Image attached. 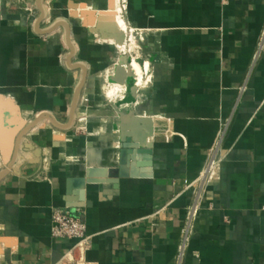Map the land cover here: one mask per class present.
Here are the masks:
<instances>
[{
    "label": "crops",
    "instance_id": "0c3cea01",
    "mask_svg": "<svg viewBox=\"0 0 264 264\" xmlns=\"http://www.w3.org/2000/svg\"><path fill=\"white\" fill-rule=\"evenodd\" d=\"M126 1L127 22L146 32L138 44L150 82L138 92L131 76L108 96L112 68L128 60L101 37L123 35L113 0H43L38 25L37 0H0V98L11 104L0 119V172L10 166L0 180V264H61L73 242L50 236L55 208L82 213L90 264H173L191 195L183 185L226 120L224 159L183 264H264V51L251 64L264 0ZM22 2L35 8L30 18ZM118 112L153 128L149 163L128 161L122 178ZM80 117L86 131L75 133Z\"/></svg>",
    "mask_w": 264,
    "mask_h": 264
},
{
    "label": "built area",
    "instance_id": "2783aa9c",
    "mask_svg": "<svg viewBox=\"0 0 264 264\" xmlns=\"http://www.w3.org/2000/svg\"><path fill=\"white\" fill-rule=\"evenodd\" d=\"M233 1H250V0H219L220 5L225 6ZM114 10L113 17L119 20L122 24V29L115 26L117 31L124 35V44L127 45L131 40L137 43L143 42L146 32L133 28L126 20L127 14V1L126 0H113ZM23 10L27 13L28 17L35 13V8L22 2ZM119 54L127 56L128 66L132 73L133 86L139 91L145 89L150 82V68L147 62H143L140 58L139 44L136 52L118 48ZM264 51V29H262L258 38L254 54L252 56L251 64L254 65L258 58ZM137 63L144 71L143 81L138 82L135 73L132 69V64ZM148 64L146 68L145 64ZM113 69L111 75L113 74ZM245 91V85L241 86L238 90L239 96ZM140 116V115H135ZM228 127V121H224L219 129L216 140L208 153V156L198 174V176L191 182H185L183 191H190V200L185 208L184 218L179 229V240L176 248V253L173 259V264H183L187 254L190 239L193 233L194 222L201 210L202 203L211 184L217 168L220 166L224 159L222 151V144L224 141L225 133ZM86 131L85 117H80L76 120L74 125L75 133H83ZM82 213L79 210L71 211L69 209L55 208L51 213L50 236L54 239H65L73 242V245L68 252L61 259V264H90L86 261L85 255L91 248V237L86 234V224L81 219Z\"/></svg>",
    "mask_w": 264,
    "mask_h": 264
},
{
    "label": "water",
    "instance_id": "95a60500",
    "mask_svg": "<svg viewBox=\"0 0 264 264\" xmlns=\"http://www.w3.org/2000/svg\"><path fill=\"white\" fill-rule=\"evenodd\" d=\"M43 0H37V10L39 12V18L37 20V25L43 20L44 18V10L42 8ZM88 15L93 16V12H86ZM72 18H76V15H73ZM62 26V24L56 25ZM94 29L95 34L101 33V31L97 28ZM55 28H52L54 30ZM114 30V29H113ZM103 39H108L114 41L116 45H122L124 43V36L121 33L113 34L111 36L103 35L101 36ZM70 52L72 54L73 49L68 45ZM70 56L72 57V55ZM82 69V67L80 66ZM83 70V69H82ZM132 73L128 66L126 58H124L123 63L118 67L116 66L113 69V74L111 77L108 78L107 82L109 84H117L120 86L125 85L127 78L131 77ZM85 74L81 82L79 83L75 94L74 99L71 104V108L68 114V121L64 128L71 127L74 121V113L76 109L77 99L81 88L84 85ZM11 106L8 102H3L0 98V119L3 118V110L7 109ZM45 116H38L36 122H38L41 118ZM34 125V124H33ZM116 130L118 132V156H117V177L122 178L126 176L125 166L128 161H134L140 155L146 156L145 161L149 163V155L150 151L148 149L147 143L148 139H150L153 135V128H152V119L147 116H135L131 114H124L122 112L117 113V123H116ZM23 132L20 133L18 139L22 136ZM17 143V142H16ZM16 148V144L13 145V149ZM13 155V154H12ZM8 166L5 170L0 172V180L8 173ZM92 172H87V174H91ZM108 172L105 170L102 171L103 177H106Z\"/></svg>",
    "mask_w": 264,
    "mask_h": 264
},
{
    "label": "bare ground",
    "instance_id": "6f19581e",
    "mask_svg": "<svg viewBox=\"0 0 264 264\" xmlns=\"http://www.w3.org/2000/svg\"><path fill=\"white\" fill-rule=\"evenodd\" d=\"M115 20H116L115 26L118 25L119 28L122 27L121 22L119 20H117L116 18H115ZM127 47L129 49V51H132L133 49H136L137 48L136 41L131 40L129 42V44L127 45ZM145 66L147 68V64H145ZM132 69H133V72L135 73V76H136V79L138 80V82H141L142 81V68L140 67V65H138L137 63L134 62L132 64ZM122 90H123V86H120V85H117V84H113V86L111 87V89L108 92V96H112V95H115L117 93H121Z\"/></svg>",
    "mask_w": 264,
    "mask_h": 264
},
{
    "label": "rangeland",
    "instance_id": "374dc122",
    "mask_svg": "<svg viewBox=\"0 0 264 264\" xmlns=\"http://www.w3.org/2000/svg\"><path fill=\"white\" fill-rule=\"evenodd\" d=\"M112 12H113V11H112ZM120 28L122 29V27H120ZM134 41H135V40H134ZM128 44H129V43H128ZM128 44H127V45H128ZM136 44H137V48H138V43L136 42ZM127 45H125L124 43H123L122 45H119L120 50L125 49V50H128V51H129ZM137 48H136V49H133V50L130 51V52H136V51H137ZM118 63H119V62H118ZM110 100H112V99H110Z\"/></svg>",
    "mask_w": 264,
    "mask_h": 264
}]
</instances>
